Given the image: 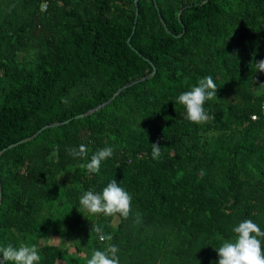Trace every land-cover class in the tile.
Instances as JSON below:
<instances>
[{"label": "trees", "instance_id": "16d2710c", "mask_svg": "<svg viewBox=\"0 0 264 264\" xmlns=\"http://www.w3.org/2000/svg\"><path fill=\"white\" fill-rule=\"evenodd\" d=\"M155 2L0 0V150L16 144L0 155V247L36 245L40 264H86L106 243L119 264H217L240 222L264 231V0ZM209 75L215 118L197 125L176 99ZM107 146L98 173L80 167ZM113 179L129 216L85 211Z\"/></svg>", "mask_w": 264, "mask_h": 264}, {"label": "clouds", "instance_id": "9594fccd", "mask_svg": "<svg viewBox=\"0 0 264 264\" xmlns=\"http://www.w3.org/2000/svg\"><path fill=\"white\" fill-rule=\"evenodd\" d=\"M255 69L264 73V59L256 61ZM261 86H264L262 84ZM217 85L212 76H206L198 81L189 91L178 95L176 103L185 109V118L194 124L200 125L215 117L205 109V102L217 98ZM63 103H68L62 98ZM159 143L151 144V156L153 160L161 156ZM73 158H85L88 156L87 145L81 143L78 148L68 150ZM114 149L110 146L104 147L91 155L90 162L81 164L89 174H96L100 170L101 162L111 158ZM131 196L113 179L103 188L102 192L88 190L82 194L79 204L90 214H103L113 216L119 214L123 218L129 216L131 210ZM79 210V209H78ZM80 212V210H79ZM81 213V212H80ZM139 216V213L137 214ZM96 232L99 241H111V235H105L99 227L92 229ZM234 240L224 241L215 249L218 254L217 264H264V251H262V240L264 231L252 220H244L233 228ZM119 249L112 244H105L104 250H94L91 258L86 264H119L117 256ZM39 250L36 245L20 244L19 247L8 245L0 247V264H40Z\"/></svg>", "mask_w": 264, "mask_h": 264}, {"label": "water", "instance_id": "95a60500", "mask_svg": "<svg viewBox=\"0 0 264 264\" xmlns=\"http://www.w3.org/2000/svg\"><path fill=\"white\" fill-rule=\"evenodd\" d=\"M153 1H154L155 5H156L155 0H153ZM134 4H135L136 9H137V0H134ZM181 11H182V10H180V11L178 12V15H177L178 18H179V16H180ZM136 16H137V13H136ZM158 16H159V20H160V22L163 24V26H164V28H165V24H164V22H163V19H162L161 15L159 14V12H158ZM167 31H168V30H167ZM168 32H169V31H168ZM179 36H181V34H180ZM127 43H128V45L131 47V45H130V38H128ZM155 72H156V68L152 65V71H151V73H149L148 75H146L145 77H143L141 80H145V79H149V78L153 77V76L155 75ZM126 87H127V86H123V87H121L120 89H118L117 92H116V93H115V94H114V95H113L108 101H106V102H104V103H102V104L96 106L95 108H93V109H91V110H89V111H87V112H85V113L79 114V115L75 116L74 118L78 119V118L85 117V116H87V115L93 113L94 111H96V110H98V109L104 107L105 105H107L108 103H110V102L115 98V96H117V95H118L122 90H124ZM68 122H69V120H66V121H64V122H58L56 125L66 124V123H68ZM51 126H53V125H45V126L42 127L39 131H37L33 136H31V137H29V138H27V139L21 140L19 143H24V142H26V141L31 140L32 138L36 137L39 133H41L44 129H46V128H48V127H51ZM17 144H18V143H17ZM15 145H16V144H11V145H9L8 147L3 148L2 150H0V155H1L3 152H5L7 149L13 148V146H15ZM1 198H2V189H1V184H0V202H1Z\"/></svg>", "mask_w": 264, "mask_h": 264}, {"label": "rangeland", "instance_id": "374dc122", "mask_svg": "<svg viewBox=\"0 0 264 264\" xmlns=\"http://www.w3.org/2000/svg\"><path fill=\"white\" fill-rule=\"evenodd\" d=\"M111 223H112V225H116L117 220H116V219H113V220L111 221Z\"/></svg>", "mask_w": 264, "mask_h": 264}, {"label": "built area", "instance_id": "2783aa9c", "mask_svg": "<svg viewBox=\"0 0 264 264\" xmlns=\"http://www.w3.org/2000/svg\"><path fill=\"white\" fill-rule=\"evenodd\" d=\"M45 8H46V5H45V4H43V5H42V9L44 10Z\"/></svg>", "mask_w": 264, "mask_h": 264}]
</instances>
